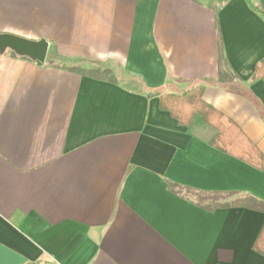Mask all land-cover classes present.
Listing matches in <instances>:
<instances>
[{"label": "crops", "instance_id": "crops-1", "mask_svg": "<svg viewBox=\"0 0 264 264\" xmlns=\"http://www.w3.org/2000/svg\"><path fill=\"white\" fill-rule=\"evenodd\" d=\"M221 1L0 0V37L46 46L0 45V264H264V214L247 207L264 203V17ZM77 63L116 82L63 68ZM203 84L262 170L212 146L199 115L159 109Z\"/></svg>", "mask_w": 264, "mask_h": 264}, {"label": "trees", "instance_id": "trees-1", "mask_svg": "<svg viewBox=\"0 0 264 264\" xmlns=\"http://www.w3.org/2000/svg\"><path fill=\"white\" fill-rule=\"evenodd\" d=\"M248 5L259 15L264 17L263 13L253 7L250 0H246ZM63 68L75 71L81 75H86L96 80H108L115 83L112 71L104 67H96L94 63H77L75 66H64ZM121 75V73L119 74ZM255 75L264 83V59L255 68ZM235 77L229 73H225L223 67L220 66L218 74V84L231 83ZM205 84L184 91L180 94H170L160 98L159 109L167 111L173 119H176L181 126L190 125L195 114L199 115L202 122L212 128L216 135L211 144L219 151L236 158L248 166L260 171L263 168L262 153L252 144L242 133L239 127L226 118L220 112L207 105L203 99ZM148 96H156L157 91H148ZM170 191L175 193L174 187H168ZM215 202V199H212ZM247 207L252 210L259 211L264 214V203L254 199H248ZM227 205H218V207H226ZM252 249L264 256V226L260 231Z\"/></svg>", "mask_w": 264, "mask_h": 264}, {"label": "water", "instance_id": "water-1", "mask_svg": "<svg viewBox=\"0 0 264 264\" xmlns=\"http://www.w3.org/2000/svg\"><path fill=\"white\" fill-rule=\"evenodd\" d=\"M9 45L14 51L21 54L34 55L36 53L44 54L46 50V46L42 43H31L22 41L20 39L12 38V37H0V45L2 44ZM42 57L38 59V64H42Z\"/></svg>", "mask_w": 264, "mask_h": 264}, {"label": "rangeland", "instance_id": "rangeland-1", "mask_svg": "<svg viewBox=\"0 0 264 264\" xmlns=\"http://www.w3.org/2000/svg\"><path fill=\"white\" fill-rule=\"evenodd\" d=\"M210 2V4L214 5V6H217L220 4V2H222L221 0H215L216 2H214L213 0H207ZM182 195L192 201H196V202H202V204H207L211 199L210 196H205V195H199V194H195V193H192V192H182Z\"/></svg>", "mask_w": 264, "mask_h": 264}, {"label": "built area", "instance_id": "built-area-1", "mask_svg": "<svg viewBox=\"0 0 264 264\" xmlns=\"http://www.w3.org/2000/svg\"><path fill=\"white\" fill-rule=\"evenodd\" d=\"M50 264H55V263H50Z\"/></svg>", "mask_w": 264, "mask_h": 264}]
</instances>
